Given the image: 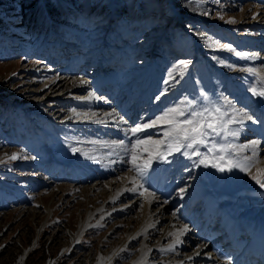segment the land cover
Returning a JSON list of instances; mask_svg holds the SVG:
<instances>
[{"label":"rangeland","instance_id":"1","mask_svg":"<svg viewBox=\"0 0 264 264\" xmlns=\"http://www.w3.org/2000/svg\"><path fill=\"white\" fill-rule=\"evenodd\" d=\"M45 1L56 7L61 3L65 7L67 2L76 6L70 19L74 25L53 23L43 8L44 0H37L33 15L38 24L32 27L29 23L28 31L20 35L22 27L14 26L17 18L11 17L14 10H20L19 4L16 0L13 8L0 4V15L9 25L0 29V264H133L146 249L150 254L155 244L145 239L151 232L146 231L123 246L124 240L145 225L143 204L150 195L158 199L149 206L154 218L155 211L168 205L166 200H170L165 212L169 215L188 205V195L200 189L216 196L215 209L222 214L218 220L224 216L252 218L234 205H262L258 199L264 200V187L253 177L264 183V171L249 176L232 165L240 156L251 154H243L237 145L253 137L209 135L205 144L182 146L177 152L169 149L174 141L165 136L167 124L158 123L148 128L149 134L138 137L127 131L173 107L184 110L185 116L176 117L180 120L210 104L223 105V111L225 98L251 115L252 120H245L251 124L255 116L264 115V97L252 92L264 88V20L252 16L256 9L261 11L258 15L264 13V0ZM225 44L234 51L220 47ZM237 52L247 55L237 56ZM116 68H123L121 74L108 79L127 77L129 81H117L113 93L126 87L133 92L137 83L150 87L148 71L157 75L159 87L156 83L155 94L131 125H121L124 115L112 105L115 101L110 99L109 88L95 92L91 86L97 72ZM248 69H254L255 76L242 86ZM66 70L74 71L73 77L84 80L86 87L67 93L48 89L52 80H63ZM137 70L143 72L138 82L132 77ZM164 85L170 89L164 91ZM161 92L164 97L157 100ZM89 93V99H80ZM94 99L105 102L96 109L110 117L92 120ZM155 104L162 111L145 120ZM228 112L225 118L237 121L229 125L233 130L241 125V117ZM76 113L81 114L79 120L62 124L61 120ZM81 120L94 123L81 125ZM137 140L149 142L137 144ZM213 145L224 147V152H209ZM14 153L17 158L11 159ZM157 155L165 159H154ZM150 159L149 176L142 179L134 164L142 166ZM97 172H101L98 178H77ZM126 175L135 179V185L127 192L131 185L125 184V193L110 200L121 192ZM102 193L104 197L99 198ZM192 212L197 210L189 208L184 217L193 216ZM185 222L184 218L181 223ZM198 226H191V231ZM191 234L186 233L187 244ZM167 243L164 240L160 247ZM198 246L194 242L183 253ZM163 255L167 257L153 253L148 260L157 262ZM203 255L216 260L212 247Z\"/></svg>","mask_w":264,"mask_h":264},{"label":"bare ground","instance_id":"2","mask_svg":"<svg viewBox=\"0 0 264 264\" xmlns=\"http://www.w3.org/2000/svg\"><path fill=\"white\" fill-rule=\"evenodd\" d=\"M247 12L248 11H246V13ZM258 12H261V11L256 9V11L253 12L252 16L254 17V19L259 17L258 19L264 20V15H262L264 13L262 12L261 15H258ZM121 69H123V68H121ZM121 69L120 70H118L117 68L114 69V70L106 69L104 71L97 72L96 73L97 77L95 78V82H92V84H91L92 87L93 86L97 87V89L95 88V92H98V90H101L104 87H109V90L117 89L118 88L117 87V81H120V80H123V83H127L129 81V80H127L128 79L127 77H125V79L124 78L120 79L121 77L120 78H116L115 82L108 80V82L106 84L104 83V81L108 78V76L114 77V76H117L118 74H121V72H120ZM66 72H67V70H66ZM74 74H75L74 71H70V72H67V75L64 76L63 80H60V79L52 80L51 83L48 86V89L56 90V89L59 88L60 90H64V92L67 93L69 91L75 90L76 88H85L86 87L85 81L74 78L73 77ZM254 76H255L254 72H252V73L249 72L247 74V79L243 82L242 86L245 85V84H249L250 80ZM141 77H142V75L137 80H139ZM148 78H150V77H148ZM156 79H157L156 72L155 73L153 72L152 78L148 79V80H151L150 93H151L152 96H153V93L155 94L156 87L157 86L159 87V83L156 82ZM121 83H122V81L120 82V84ZM156 83L158 84L157 86H156ZM73 88H75V89H73ZM129 89H130L129 91H125V92H123L122 89L118 90L119 98L121 100L119 105L121 106L124 101H125L124 104H126L124 112H121L120 109L116 110V112H120V114L124 115V117H123L124 121L122 122L121 125H126V124H128V125L130 124L131 125V124H133V122H135L137 120V116L139 114V110L142 109V106L144 107V105H147V103H148L146 101V96H144L142 98V101L139 102V104H138V106L136 108L134 106L132 108H129L128 107L129 102L131 103V101L133 99H135V98L132 97L133 93H134V92H132L133 88H129ZM162 89H165L164 91H166V90L168 91L170 88H169V85H164ZM138 95L136 97H138ZM117 97H118V95H117ZM163 97H164V95L160 99H162ZM110 99L113 100L112 97H110ZM165 99H166V97L164 98L163 102L165 101ZM91 102H94V101H91ZM104 103H103V101L102 102H97L96 101L95 106L92 107V108H94V110H92V116H91L92 120H98L99 121L100 119H104V118L110 117L109 114L108 115L106 113L103 114L101 111L98 110L100 108V107L98 108V106H101ZM115 107H117L116 104H115ZM96 108H98V109H96ZM150 111H152L151 114L149 113ZM159 111H162V107L155 104L153 109L152 110L150 109L147 112L146 116H148V117L145 116V120H147L148 118H150L151 116H153L155 113H157ZM80 116H81L80 113L71 114L66 119L61 120L62 124L67 123L70 119L71 120L72 119L76 120ZM128 116H129V118H128ZM255 117H256L258 122H256V119H254L253 121H255V123L252 121L253 124H251L250 121L248 122V121L244 120L243 123H241V125H239L238 127H234V129H233L234 131H238L239 132L238 135H240L241 138L245 137V136H246V138L253 137L252 139H249L248 141H244L243 144L240 143L239 145H237L238 149L241 150L243 152V154L246 151H250L251 152V154H249V155L240 156V158H238V160L236 162V164L240 165V167H236V168L239 171L247 172L249 176L251 174L253 175L257 171L264 170V155H261V156L259 155V154H261V152H264V146H263V148L259 147V143H262V144L264 143V115H262V114L260 115L259 114L258 116H255ZM82 119H85V118H83V116H82ZM81 121L79 122V124H81V125H84L86 123L85 120L82 121V122ZM111 122L112 121H109L108 123H111ZM73 123H74V121L72 122V124ZM93 123L94 122L90 121V122H87L86 124L89 125V124H93ZM96 123H98V122H96ZM138 123H139L138 125H141L142 121H140ZM81 125H79L78 127H81ZM147 133L149 134V129L148 128L145 129L142 132L136 133L135 135H133L130 132V129H128V131H127V135L128 134H132L133 137H138V136H140L142 134H147ZM122 134H124V132ZM121 136H123V135H121ZM254 140L258 141V143L255 146L250 145V142L254 141ZM80 143H82V142H80ZM151 154H153V153L151 152ZM129 162H130V160H129ZM245 167H247V169H248L247 171L243 170ZM100 175H101V172H97L94 175H90V176L87 175L86 178L84 177L85 179L81 178L79 176L77 178L80 181L81 180H86L87 181L89 179L91 180L92 178H96V177L98 178ZM174 178H175V176H174ZM111 180H113V178ZM122 180H123L124 184H123V188H121V192L116 193L115 195L112 194L113 196L110 198V200L115 199L116 197H118V195L124 194L125 193V189L128 186L127 184L131 185V187H128L129 189L127 190V192H129L130 188H132V186L135 185V182H134L135 179L131 178V175L124 176L122 178ZM111 183H112V186H113V181L109 182V184H111ZM98 184H96L95 186H98ZM100 184H102V183H100ZM104 186H106V185H104ZM109 186H111V185H109ZM118 187H120V186L118 185ZM197 190L198 189H196V192H197ZM117 191H118V188H117ZM198 191L199 192H197L195 194H193L191 192L188 195L189 199L191 200L188 203V205L184 204V205L180 206L178 209L175 210V212H172L169 215H166L165 212L167 210V206H169V204H170V200H166L167 202H169L168 205H164V206H161V207L158 206V207H160L159 209L156 207L158 210H157V212L155 211V215H156L155 218L152 217V214L149 211V206L150 205H154L155 204L154 202H157L158 199H157L156 196H151V195L150 196H145V198H144L145 200H144V204H143L144 208L142 207L144 209V211H143V215L141 214L142 215V223H143V225L144 224L145 225L142 226L141 228L139 227L138 229H136L135 232L132 233L133 237L129 236L126 240H124L123 246L127 242H129L130 240H133L134 238L138 239L139 237L142 236V234L146 233V231L147 232L151 231V232H150L149 235H147V237L145 239L146 240H152L153 239L155 241V244H154V248L152 249V252L150 254H149L148 249H146L143 252L144 253L143 256L141 258H139V259H135L133 264H160V263L161 264H202V262H207V263L209 262L210 264H214L215 261H218L217 264H250L249 262L245 261V259L242 258L241 256L238 257L240 254H235L234 256H226L225 255L226 252H223V249L221 248L222 246L219 245V244H221L222 237H223L221 235V233L225 232V229H226V221L223 218H221L219 224L217 223V225H214V227H213L214 229L210 228L211 224L216 223L215 221L217 220V218L222 216V214L219 216L218 213H221V212H218L215 209V208H218V207L215 206V204H217V202L215 203L216 196L213 195L214 193L211 194L209 191L202 192L201 189L198 190ZM104 195L105 194L102 193L99 198L104 197ZM159 196H163V193H161ZM258 201L262 205H259V204L256 205L255 204L254 206L246 207V206H241L240 204H235L234 206L237 207V211L239 209H241V208L244 209L245 210V212H244L245 215H247V216L250 215V217H252L250 219L256 220L257 225H261L262 222H264V205H263L264 204V200L258 199ZM189 208H192L194 211L197 210V212H192V213H195L193 216H192V214H190V216L184 217V214H185L184 212H187V210H189ZM110 214H109L108 217H110ZM225 214L229 215L228 212L225 213ZM234 214H236V213H234ZM239 216L242 217L243 213H240ZM184 218H185L186 222L183 224V223H181V221L183 222ZM246 218H248V217H246ZM140 219H139V221H141ZM204 220H206V223H204ZM163 221H166V222L164 224L162 223L163 227L160 228L158 226V224L163 222ZM200 221H202L204 223V225H202V223H200V227L198 229H196L194 232H192L191 230L193 228H190V227L199 225ZM240 222L241 223L238 225V227L240 229L237 232L239 234H241V235H244V232L246 230L243 227L244 225H242L244 222L242 220ZM251 222H253V221H251ZM119 224H121V222ZM129 226L132 227L133 226V222L130 223ZM185 226H187L186 229H185ZM189 232L193 234V237L190 240V242L187 244L184 241V239L186 238V233H189ZM210 234H212L213 236H214V234L221 235V236L218 237L215 241H212L214 239L210 238V236H212ZM236 236L238 238L242 237L240 235H236ZM153 237H155V238H153ZM164 240H167L168 243L165 246L160 247V245L162 244V242ZM143 241H144V239H143ZM194 242H199L198 248L195 249V250H192L191 252H184L183 253V250H187L189 248V246H191V244H193ZM214 242H217V245L213 244ZM211 246H213L214 255L217 256L216 260L212 256L208 257L207 256L208 254L206 256L203 255L204 251H206ZM242 246H243V242H240V243L239 242H235L232 247H228L227 246L226 248H228V249L229 248L240 249V248H242ZM117 253H118V251H117ZM153 253L156 254V255L158 253L159 254H165V255H167V257L163 255L164 257L161 258L157 262L149 261L148 260L149 259V255H151ZM203 264H205V263H203Z\"/></svg>","mask_w":264,"mask_h":264},{"label":"snow or ice","instance_id":"3","mask_svg":"<svg viewBox=\"0 0 264 264\" xmlns=\"http://www.w3.org/2000/svg\"><path fill=\"white\" fill-rule=\"evenodd\" d=\"M207 14V13H204ZM211 39V38H209ZM220 47L226 49L227 51H234V49L230 45H220ZM237 56L247 55L244 53H236ZM229 67H231L229 65ZM250 72H254V69H248ZM167 84L168 81H165ZM254 95L264 97V88L257 91L256 89H252ZM165 93L161 92L159 96L156 97L159 100ZM92 96V93H89L88 97H81L80 99H89ZM191 103V102H189ZM224 103L227 105V108L222 111L223 105L221 107H217L215 104H210L208 106H202L199 111L193 110L188 113V117L183 120H180L176 117L185 116V112L183 109L179 107H173L163 112L161 116L156 117V119L152 120L150 123H146L143 125H136L135 127L130 129V132L135 135L136 133L142 132L147 128L157 127L158 123L167 124L169 130L165 132V136L168 137L169 140H173L174 143L169 145V149L180 151L182 146L193 148L194 145L205 144L206 137L209 135H221L223 133H227L231 136H237L239 134L238 131L230 130L229 125L236 123L237 121L225 117H229L228 109L232 110V112L236 113L239 117H241L240 123H243L244 120H252V116H250L247 112L242 111L240 109H236L231 101L226 100ZM75 112V109L72 110ZM258 122V121H257ZM149 141H141L137 140V144L147 143ZM154 144H160L161 141H151ZM258 141H251L250 145L255 146ZM120 146L124 145V141L119 142ZM216 150L218 152H224V147L217 148L216 145H213L212 148L209 149V152ZM199 155V153H197ZM17 155L14 153L11 156V159H16ZM135 159V157H134ZM154 159L160 160L165 159L162 155H157ZM201 163H204L202 160ZM152 166L151 159L146 161L142 166L135 165L134 168L137 171L138 175L144 179L149 176V168ZM232 167H240L239 164H234ZM224 168H221L220 171H224ZM230 170V169H229ZM243 170L247 171V167ZM264 171V170H262ZM253 179L257 180V183L261 184V187H264V183H262L257 177H253ZM184 190L181 189V192ZM166 202V201H165ZM187 226H185L186 229Z\"/></svg>","mask_w":264,"mask_h":264},{"label":"trees","instance_id":"4","mask_svg":"<svg viewBox=\"0 0 264 264\" xmlns=\"http://www.w3.org/2000/svg\"><path fill=\"white\" fill-rule=\"evenodd\" d=\"M36 2L37 0H16V3L19 4L20 10L18 8L17 10H14L15 11L13 14L14 16L11 17L17 18L16 22H13L14 26L22 27L23 31L20 33V35H24L25 31H28L29 23L32 24V27L33 26L35 27L38 24V22L36 21V17L33 15V13L35 14L34 12L35 9H33V7H35ZM0 4H5L9 8L14 7L13 0H0ZM72 5L73 4H69L67 2L65 7L63 3H61L59 7H56L52 5L50 2H46L44 0L43 8L45 9V13L48 15V18H50L53 23L56 24L60 23L62 25H67V27H69L74 25L70 19L76 6H72ZM67 14H70V16ZM8 26L9 25L7 24V22H5L3 16L0 15V29L7 28ZM53 30L57 31L56 28H54Z\"/></svg>","mask_w":264,"mask_h":264}]
</instances>
